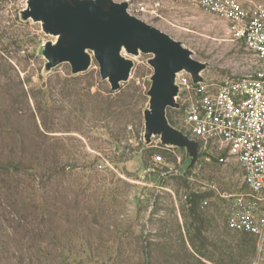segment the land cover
I'll list each match as a JSON object with an SVG mask.
<instances>
[{
  "label": "rangeland",
  "instance_id": "374dc122",
  "mask_svg": "<svg viewBox=\"0 0 264 264\" xmlns=\"http://www.w3.org/2000/svg\"><path fill=\"white\" fill-rule=\"evenodd\" d=\"M130 1L146 6V21L206 62L203 74L209 80L243 76L264 65L231 38L223 17L197 0ZM27 6L28 0H0V149L17 157L16 145L24 141L30 159L45 150L52 171L44 190L30 176L0 172V200L10 206L13 217V203L21 192L26 200L39 202L46 191V263L59 264L56 257L63 254L62 264H220L222 248L237 264H250L251 239L226 227V196L244 188L238 163L202 159L194 180L175 174L162 178L149 171L156 154L174 169L181 163L187 167L192 159L184 148H164L159 136L151 143L145 139L152 54L123 50L134 66L116 91L101 77L95 59L79 73H73L68 62L49 69L44 48L57 37L47 34L41 22L23 18ZM110 90V99L102 104ZM38 107L50 127L44 135L31 115ZM177 117L174 110L168 112L170 123L180 127ZM204 179L214 181L216 189H204L199 182ZM159 183L165 188L159 189ZM35 190L38 197L33 196ZM186 192L191 198L201 195L196 209L202 221L192 215L194 201L189 208L182 201ZM202 225L203 240L194 242L196 228ZM22 243L30 244L29 238L17 236L9 242L14 251Z\"/></svg>",
  "mask_w": 264,
  "mask_h": 264
},
{
  "label": "built area",
  "instance_id": "2783aa9c",
  "mask_svg": "<svg viewBox=\"0 0 264 264\" xmlns=\"http://www.w3.org/2000/svg\"><path fill=\"white\" fill-rule=\"evenodd\" d=\"M129 2V12L146 19L150 10L143 4ZM198 2L223 17L231 38L264 62V0ZM200 74L202 79L195 80L185 69L177 73L175 99L180 106L169 107L178 114L182 131L198 141L197 160L187 168L181 163L174 169L162 154H156L149 171L162 178L175 174L194 180L202 159L224 165L238 163L243 172L244 188L226 196L229 201L227 225L253 238L252 264H264V65L253 73L221 81L207 79L203 71ZM178 160L181 162L180 157ZM199 182H203L204 189H216V183L210 179ZM157 186L165 188L161 183ZM182 201L189 208L191 195L184 193Z\"/></svg>",
  "mask_w": 264,
  "mask_h": 264
},
{
  "label": "water",
  "instance_id": "95a60500",
  "mask_svg": "<svg viewBox=\"0 0 264 264\" xmlns=\"http://www.w3.org/2000/svg\"><path fill=\"white\" fill-rule=\"evenodd\" d=\"M129 0H28L22 11L24 19L42 23L47 34L57 37L44 48L47 67L63 62L73 73L86 71L95 59L103 79L113 91L130 78L134 61L123 54H152L150 105L144 111L145 139L152 142L159 136L165 145L186 149L192 157L199 156V143L173 126L168 118L169 107H179L176 75L182 70L201 80L206 62L193 57V51L167 32L129 12Z\"/></svg>",
  "mask_w": 264,
  "mask_h": 264
},
{
  "label": "trees",
  "instance_id": "16d2710c",
  "mask_svg": "<svg viewBox=\"0 0 264 264\" xmlns=\"http://www.w3.org/2000/svg\"><path fill=\"white\" fill-rule=\"evenodd\" d=\"M109 95L102 96V104H104L108 99H110L111 93L113 91H109ZM173 110L172 108H168V112ZM32 117L35 120L36 130L44 135V132H49L50 127L47 123L45 115L40 107L36 109V111H32ZM40 121V122H39ZM178 129L183 130L181 127L175 126ZM117 139V138H116ZM25 142L21 141L20 144H17L16 147L20 150H17V157H13L12 153H5L0 149V172L3 175H20L22 176H30L38 182V186H42L43 190L46 188L44 182L47 178H49L51 173V167L46 157V153L43 147L42 142H37L38 150L42 152L38 158L33 157L29 158V152L25 149ZM163 146V145H162ZM31 155V154H30ZM188 167V166H187ZM186 167V168H187ZM26 173V174H25ZM41 190V189H40ZM37 192L33 196L38 197ZM201 195L193 194L191 200L194 201V207L192 209V215L202 221V217H200V213L196 209L197 203H199V199ZM19 201L13 203V208H16L14 211V216L12 217V213L10 211V206L5 205L0 200V264L1 261L5 260V264H47L46 259L50 257V251L45 246L47 243V237L49 233V217H50V207L49 200L47 199V193L44 192L42 199L38 202L35 199H28L23 196L22 192L19 194ZM12 217V218H11ZM202 218V219H200ZM14 222V224H13ZM226 227L228 231H232L235 233H241L248 239H251L252 244V252L254 255L255 252V243L253 238L243 232H237L230 229L227 225ZM197 231L193 237V241L198 242V240H203L202 232L204 230V225L196 228ZM20 236L25 240L29 238V243H22L21 246L16 249V251L12 250L9 242ZM22 240V239H20ZM26 242V241H24ZM204 242V241H203ZM202 242V243H203ZM226 244V242H223ZM13 244V243H12ZM214 246H216L214 244ZM202 247H204L202 245ZM232 245L230 246V248ZM218 248V247H217ZM219 255L222 258L218 259L220 264H237L235 260L236 257H233L232 253H229L228 250H222V248H218ZM216 256V255H215ZM63 254H60L56 257L59 260V264L63 262ZM253 258V256H252ZM68 259V256L67 258ZM252 264V259L250 261Z\"/></svg>",
  "mask_w": 264,
  "mask_h": 264
},
{
  "label": "crops",
  "instance_id": "0c3cea01",
  "mask_svg": "<svg viewBox=\"0 0 264 264\" xmlns=\"http://www.w3.org/2000/svg\"><path fill=\"white\" fill-rule=\"evenodd\" d=\"M198 1V0H197ZM199 3V2H198ZM203 7V6H202Z\"/></svg>",
  "mask_w": 264,
  "mask_h": 264
}]
</instances>
